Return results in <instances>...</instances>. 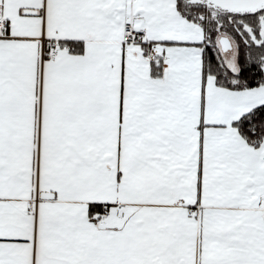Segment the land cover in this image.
<instances>
[{
  "label": "snow or ice",
  "instance_id": "snow-or-ice-1",
  "mask_svg": "<svg viewBox=\"0 0 264 264\" xmlns=\"http://www.w3.org/2000/svg\"><path fill=\"white\" fill-rule=\"evenodd\" d=\"M0 264H264V0H0Z\"/></svg>",
  "mask_w": 264,
  "mask_h": 264
}]
</instances>
